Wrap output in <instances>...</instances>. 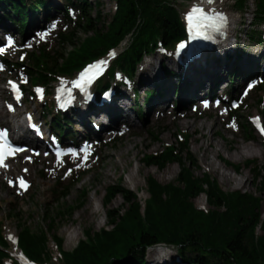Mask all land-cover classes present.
Listing matches in <instances>:
<instances>
[{
	"label": "rangeland",
	"instance_id": "1",
	"mask_svg": "<svg viewBox=\"0 0 264 264\" xmlns=\"http://www.w3.org/2000/svg\"><path fill=\"white\" fill-rule=\"evenodd\" d=\"M88 1L92 7L90 13L93 17L97 16L98 12L102 13L103 18H101V21H106L115 9L113 0ZM46 2L48 3L49 15L53 17L41 20L42 13L36 12L35 15L29 16L27 26L23 32L17 29L16 22L10 20L6 22L9 29H12L14 44L6 48V51L1 55L2 60H5V70L0 73V107L3 106L4 109L11 111L18 107L22 111L19 117L20 121L29 113L33 115L37 123L40 122L48 129L52 114L49 111L48 113L46 108L51 107L53 114H59L54 102L57 89L64 84H75L79 76L78 74L74 75V73L71 76L69 75L70 77L58 75L55 76V81L47 90L41 86L31 89L27 78L29 75L26 72L28 70L26 66L28 59L23 56L26 55V52L31 53L32 50H37L43 46L49 55L56 59L59 57V53L72 47L70 43H63V36L71 33L82 37L84 34L79 29L75 30L74 20H80L77 9L73 8V13L70 11V17L67 18L61 10L55 8H64L63 6L68 4L67 0H46ZM196 2L197 0L176 1L181 16ZM233 3L234 0H219L210 4L215 9L225 13L227 17L229 16V31H225L223 34L224 41L228 43L227 46L224 45L223 41L222 44L220 43L214 48L210 55H200L197 64L189 67L188 72L185 71L187 67L185 64L178 66L176 57L165 54V51L155 50L152 54H146L137 64V71L133 79L134 86L140 92L139 99L137 101L134 99L132 85H129L127 80L122 87L123 95L118 94L115 96L111 94L109 101L101 106L108 108L118 98L128 99V104L133 107L132 116L137 121L134 130L127 133L129 125L122 123L119 125L120 129L119 127L110 129L113 135H110L111 132L107 131L97 135L94 132L96 125L94 127L92 125L87 132L94 135L90 134L91 136L87 137V139H90L87 143L89 144L90 153L86 156L73 157L68 155L63 156L62 159H57L54 155L45 156L46 150H42L39 155L34 156L33 153L36 149H28L7 162L6 167L10 169L27 167L32 169L30 184L19 176L16 177L19 185L17 184L15 190L20 194L16 198L15 204L8 200V196L5 197L4 190L0 192L2 197L0 199V229L2 235L7 239V252L12 257L17 260L16 255L20 253L15 241V237L19 233L18 221L32 229L46 227L45 211H52L54 207L56 208L55 199L59 195L56 191H59L58 189L64 191L65 186H69L67 194L58 199V204L62 206L74 204L82 190L88 192L84 197L83 204L74 210L72 217L59 216L55 229L48 232V246L53 255V260L48 261L47 264H62L52 234L63 239L64 250H72L78 241L85 238V229L91 228L93 231H99L102 227H111L107 222L106 210L107 208H121L124 199L121 194H117L110 203L105 205L103 197L107 187L117 184L121 175H124L122 184L136 193L140 202L144 204V201L148 198L146 177L152 175L162 183L173 182L179 172V167L176 163H169L162 169L152 165L146 166L141 159L143 153L156 152L164 144L175 142L179 138V133H187L188 135L189 151L192 153L195 162L193 167L195 174L201 175L206 170L218 180L225 191L241 190L256 194L260 193V187H256L254 183L253 170L244 163L247 160H256L264 172V134H261L255 127V124H260L264 128V75L262 73L264 46L249 41L246 32L257 28L264 34V22L259 23L257 27L249 24L256 9L254 0H246L243 9L235 7ZM34 16H38L41 23L37 18L31 20ZM30 23L33 25L26 35ZM98 25L100 26L101 23H98ZM1 31L0 37H2ZM125 43L126 40L115 50L117 52L121 51ZM226 50L229 51L228 53H241L238 62H241V69L252 70L250 80L247 78L242 79L241 76L232 83L231 78L233 77H230L228 73L234 67L231 65V61H234L235 58L231 57L229 61L226 57ZM117 52L115 51V54ZM113 57L115 55L108 59H101H104L106 64L111 65ZM15 62H21L23 65L15 64ZM212 63L222 67L220 72L223 71L225 80L227 79L225 84L222 85L224 88L222 90H215V87L205 88L206 91L202 94L203 96L201 95L196 100L188 102V104L182 103L185 100V93L191 88V80L193 81L199 74L205 73V70L208 71V67ZM165 65L175 71L178 69L181 72L180 77L179 75L167 77L162 71ZM220 72H213L210 77L211 80L219 81V77L222 76ZM242 72H245V70ZM117 75L124 76L120 73ZM13 80L22 84L24 92L25 101L19 106L11 99L9 88L10 82ZM167 82H170L169 86H172L169 92L176 91L177 95L173 92L171 102L160 104L166 108L165 117L161 118L158 114L153 117V112L150 114L151 111H149L152 102L163 97L162 93L167 88ZM256 82L258 84L253 87ZM148 87L156 88L157 91L146 104L142 96L145 94L143 89ZM36 88H40L41 92L35 93L34 89ZM231 101L237 107H232L233 102ZM203 102L208 103V105L203 106ZM87 104L85 95H83L79 104L68 114L70 122L67 124L66 129L70 130V133L73 134L72 137L77 140L78 144L84 139L83 135L88 133L84 130L79 134L77 125L82 127L91 126V119L88 116L91 114V110L96 108L93 104H90L89 107L93 108L88 107L85 109L90 112L87 111L86 116L83 115L82 118H77V114L83 111L82 106ZM141 105L143 106L142 109L140 108ZM160 105L155 106L154 110H158ZM183 107L188 112V116L176 117L175 114L180 112ZM45 113L48 114L45 115ZM6 120L7 118L0 119V127H6ZM189 124L192 126L190 127ZM208 124H214L213 129ZM244 126H247L248 130ZM155 133L157 139L152 136ZM242 144H251L259 152V155L238 157V149ZM53 145L54 143L51 144V146ZM226 154L230 156L228 157ZM221 156L233 163L243 165L238 172H235L221 161ZM250 165L253 166L254 164L251 163ZM131 171L136 174V182L128 181ZM223 171L232 177L223 180L221 175ZM4 180L6 184H10L8 178L5 177ZM238 181L242 183L239 184ZM0 182L5 184L1 172ZM262 195L264 197V194ZM195 204L199 208H211L203 194L195 198ZM262 209L264 212V205ZM10 211L12 213L17 211L18 214H9ZM69 229H75L78 233L71 244L66 242L67 230ZM257 233H261V230L258 229ZM159 245H164L166 248L162 251H154L152 248L155 245L148 247L143 264H191L178 253L174 246L164 243H159ZM7 262H9V259L6 257L0 259V264H7Z\"/></svg>",
	"mask_w": 264,
	"mask_h": 264
},
{
	"label": "trees",
	"instance_id": "2",
	"mask_svg": "<svg viewBox=\"0 0 264 264\" xmlns=\"http://www.w3.org/2000/svg\"><path fill=\"white\" fill-rule=\"evenodd\" d=\"M67 1L64 8H55L67 18L70 17L68 6L77 9L80 20H74L75 30H81L84 36L78 37L71 33L63 36V43H70L72 47L59 53L56 59L43 46L27 53L26 72L31 85L41 84L49 88L56 75L71 76L88 61L105 55L126 40L124 48L107 71V77L96 82L94 88L98 101L104 90L118 88L116 85L120 83L115 81V70L126 72L133 83L137 64L144 55L161 47L172 48L173 51L176 42L185 37L182 16L176 6V1L183 0H113L115 9L106 21H101L103 15L100 12L95 17L91 15L92 7L88 0ZM254 1L256 9L252 24L257 27L264 22V0ZM245 4L246 0H234L233 3L239 9H243ZM36 12L42 13L41 20L50 17L46 0H0V20L16 22L22 32L29 16ZM246 35L249 41L264 46L262 32L257 28L247 31ZM234 53L226 54L229 61L231 57L235 58L231 61L234 67L228 73L233 77L232 83L241 76L245 79L252 75L251 69L242 72L239 68L241 62H238L241 53ZM15 64L23 65L21 62ZM163 73L167 77H180L166 65L163 66ZM135 90L136 99H139V89ZM143 90L144 102L147 104L157 90L152 87ZM46 109L52 114L49 126L53 131L60 132V136L63 135L70 122L69 113L58 111L59 114H53L51 107ZM244 128L248 130L247 126ZM152 136L157 135L155 133ZM178 136L175 142L164 144L156 152H145L141 158L146 166L152 165L159 169L169 163H176L179 172L173 182L162 183L148 175V198L142 204L137 194L122 184L124 175H121L117 184L107 187L103 197L105 205L117 194H121L124 199L121 208L106 210L107 222L111 227H102L99 231L85 229V238L78 241L72 250H64L63 239L52 234L62 264H143L147 248L159 243L176 247L178 253L191 264H264V172L261 165L256 160L244 163L253 170L254 183L260 187L259 194L241 190L225 191L206 170L201 175L195 174L188 135L179 133ZM220 159L235 172L243 165L222 156ZM251 163L254 165L251 166ZM68 187L65 186L64 191H56L59 193L55 199L56 208L45 211L46 227L32 229L18 221V246L33 260H53L48 246V232L55 229L59 216L72 217L74 210L83 204L88 192L85 190L81 191L74 204H58V199L67 194ZM202 194L211 206L207 210L195 204V198ZM9 214L18 213L10 211ZM258 229L261 233H257ZM7 248V240L0 229V259L9 256ZM10 264L18 262L12 259Z\"/></svg>",
	"mask_w": 264,
	"mask_h": 264
},
{
	"label": "bare ground",
	"instance_id": "3",
	"mask_svg": "<svg viewBox=\"0 0 264 264\" xmlns=\"http://www.w3.org/2000/svg\"><path fill=\"white\" fill-rule=\"evenodd\" d=\"M218 1L219 0H197V3L203 4L206 6H211L210 4L216 3ZM32 25L33 24L30 23L26 35L31 30ZM224 45L227 46L228 43L226 41H224ZM108 57H111V56H108ZM262 66H263L262 73L264 75V64ZM185 69H186L185 71L188 72V68H185ZM221 69H222V67L220 65H217L216 63H212L208 67L209 72L205 70V73L199 74L197 77L194 78L195 80H193V81L191 80V83H192L191 88L188 92L185 93V100L182 103L188 104V102H190L192 100H196L206 91L205 88L207 89V88L215 87V90H217L218 88H219V90H222V88H224V87H222V85L225 84V81L227 79L225 80V76H224L223 71L220 72ZM216 71L220 72L222 76H221V78L219 77V79H220L219 81L218 80L212 81L210 78L211 74L213 72H216ZM247 78H249V77H247ZM221 81H223V82H221ZM77 85H81V84L77 83ZM169 85H170V82H167L166 83L167 88L164 89V91L162 93L163 97L158 98V99H156V101L152 102V106H151L149 111H151L150 114L153 112V115H152L153 117L157 116V114L161 118L165 117L166 116V108L160 104H166V102L167 103L171 102V100L173 98V95H172L173 92H174L173 94L177 95L176 91H173L172 93L169 92L170 88H172V86H169ZM127 100L128 99H125L124 97L118 98V99L114 100L113 103L108 108L97 107V108L91 110V114L88 116L91 119L90 120L91 126L88 125V126L82 127V126L77 125L78 133L81 134L85 130L86 133H88V134L83 135V137L94 135V134H91L90 132H87V131L90 129V127H92V125H93V127L96 125L95 129H94L95 134L99 135L103 131H107V132H111L110 135H113V133H112V131H110V129H114L115 127L118 128L119 125L122 123L129 125V127L127 129V133L134 130V127L136 126L137 121H136V118L132 116V112H133L132 108L133 107H131V104H128ZM158 105H160L158 110H154L155 106L158 107ZM2 107H0V117H2V118L8 117L11 113L13 116H16L15 120L12 118H9V117L6 120V123L8 124L9 129H11L12 134L15 133L18 136L19 132H24L27 136H29L28 142H30L31 145H34V146H40L41 145L42 147H47L49 145V143L51 142V138L49 136H46L44 138V140H41L36 135H34L33 132H30L27 129L23 128L22 122L19 119V117L22 113L21 109H19L17 107V108H15L14 111H10L9 109L7 110V109H4V107L3 108ZM82 110L83 111L78 113L76 116L79 119L82 118L83 115L86 116L87 111L90 112L89 110H85V109H82ZM175 116L176 117L177 116L178 117H187L188 112L183 107L180 112L175 114ZM183 122L186 123L187 121H183ZM213 125L208 124V126H210L212 129H213ZM38 126L42 127L43 125L41 123H38ZM189 126L191 127L192 125L189 124ZM119 129H120V127H119ZM45 131L47 133H49V130L48 131L45 130ZM258 155H259V152L251 144H242V145H240V147L238 149V157H240V156H258ZM226 156L229 157L230 155L226 154ZM31 172H32V169H30L28 167L27 168H15V169H10L8 167H4V169L1 170L2 179H3L5 184L0 182V192L2 190H4L5 197L8 196V200H11L10 202L12 204L16 203V198L20 194V192L15 190V187H17V184L19 185L18 181H16V177L19 176L20 178L25 180V182L30 184L31 180H32L31 179ZM221 175H222L223 180H227V179L232 177L231 175H229L225 171H223L221 173ZM5 177L10 180L9 185L6 184V182L4 180ZM128 181L136 182V174L133 171L130 172ZM238 183L241 184L242 182L238 181ZM0 199H2L1 196H0ZM95 210H96V208H95ZM67 231H68V233H67L66 242H67V244H71V243H73V241L77 237L78 233L75 229H71V230L69 229ZM8 234H10V233L8 232ZM165 248L166 247L164 245L158 244V245H155L154 248H152V250L162 251Z\"/></svg>",
	"mask_w": 264,
	"mask_h": 264
},
{
	"label": "snow or ice",
	"instance_id": "4",
	"mask_svg": "<svg viewBox=\"0 0 264 264\" xmlns=\"http://www.w3.org/2000/svg\"><path fill=\"white\" fill-rule=\"evenodd\" d=\"M195 11L200 12L201 10L197 9ZM190 19H191V17H190ZM261 130L264 131V128H262Z\"/></svg>",
	"mask_w": 264,
	"mask_h": 264
}]
</instances>
